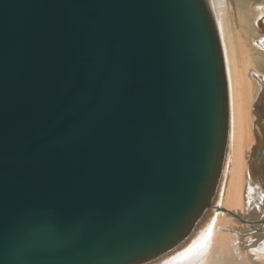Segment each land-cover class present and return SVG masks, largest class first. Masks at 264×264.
<instances>
[{"label": "water", "instance_id": "water-1", "mask_svg": "<svg viewBox=\"0 0 264 264\" xmlns=\"http://www.w3.org/2000/svg\"><path fill=\"white\" fill-rule=\"evenodd\" d=\"M204 0H0V264H145L218 192L228 103Z\"/></svg>", "mask_w": 264, "mask_h": 264}, {"label": "bare ground", "instance_id": "bare-ground-1", "mask_svg": "<svg viewBox=\"0 0 264 264\" xmlns=\"http://www.w3.org/2000/svg\"><path fill=\"white\" fill-rule=\"evenodd\" d=\"M228 103L218 192L178 248L145 264H264V0H204Z\"/></svg>", "mask_w": 264, "mask_h": 264}]
</instances>
